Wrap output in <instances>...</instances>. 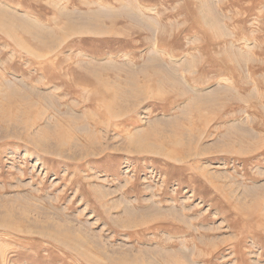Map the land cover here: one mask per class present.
Returning a JSON list of instances; mask_svg holds the SVG:
<instances>
[{"label": "rangeland", "instance_id": "obj_1", "mask_svg": "<svg viewBox=\"0 0 264 264\" xmlns=\"http://www.w3.org/2000/svg\"><path fill=\"white\" fill-rule=\"evenodd\" d=\"M0 9V264H264V0Z\"/></svg>", "mask_w": 264, "mask_h": 264}, {"label": "bare ground", "instance_id": "obj_2", "mask_svg": "<svg viewBox=\"0 0 264 264\" xmlns=\"http://www.w3.org/2000/svg\"><path fill=\"white\" fill-rule=\"evenodd\" d=\"M1 12H2V10L0 9V14H1ZM4 215H5V214H4ZM174 217H175V216H174ZM42 226H43V225H42ZM40 227H41V226H40ZM42 229H43V228H42ZM42 229H41L40 231H42ZM47 229H48V228H47ZM49 230H50V229H49ZM43 231H45V230H43ZM54 231H55V230H54ZM34 232H35V231H34ZM45 232H46V231H45ZM55 232H56V231H55ZM65 232H68V231H65ZM49 233H51V232H49ZM41 234H42V233H41ZM41 234H40V235H41ZM51 234H52V233H51ZM45 236H46V234H45ZM49 236H50V235H49ZM49 236H48V237H49ZM72 236H73V234H72ZM58 237H59V236H58Z\"/></svg>", "mask_w": 264, "mask_h": 264}]
</instances>
